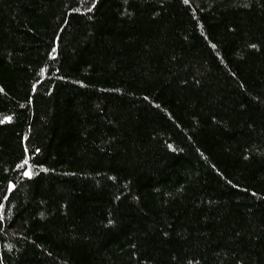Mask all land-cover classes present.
<instances>
[{"label": "trees", "instance_id": "obj_1", "mask_svg": "<svg viewBox=\"0 0 264 264\" xmlns=\"http://www.w3.org/2000/svg\"><path fill=\"white\" fill-rule=\"evenodd\" d=\"M0 264H264V0H0Z\"/></svg>", "mask_w": 264, "mask_h": 264}, {"label": "snow or ice", "instance_id": "obj_2", "mask_svg": "<svg viewBox=\"0 0 264 264\" xmlns=\"http://www.w3.org/2000/svg\"><path fill=\"white\" fill-rule=\"evenodd\" d=\"M24 174L27 175V176H30L31 175V171L29 170V171L25 172Z\"/></svg>", "mask_w": 264, "mask_h": 264}]
</instances>
